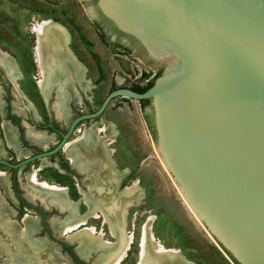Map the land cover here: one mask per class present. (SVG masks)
Here are the masks:
<instances>
[{"label": "water", "instance_id": "1", "mask_svg": "<svg viewBox=\"0 0 264 264\" xmlns=\"http://www.w3.org/2000/svg\"><path fill=\"white\" fill-rule=\"evenodd\" d=\"M84 1L160 71L142 92L109 90L53 148L10 166L63 150L114 98L147 103L153 149L189 210L232 264H264V0Z\"/></svg>", "mask_w": 264, "mask_h": 264}, {"label": "rangeland", "instance_id": "2", "mask_svg": "<svg viewBox=\"0 0 264 264\" xmlns=\"http://www.w3.org/2000/svg\"><path fill=\"white\" fill-rule=\"evenodd\" d=\"M94 18H96L95 14L92 17L84 0H0V48L14 59L20 76L19 78H13L14 87L19 93L17 94L0 70V159L7 160L15 157L20 159L22 155L26 156L38 151L35 145L33 148L21 150L19 145L16 144L18 149L21 150L19 155H17L13 147H9L12 149H7L4 145L6 141L3 128L10 126L5 125L4 101L10 103L14 112L19 111L23 114V109H30L29 106H31L43 120L49 114L51 115V112L47 109V104L37 94L33 83L34 77L37 78L32 52V49H34L33 45L35 46V37L30 33V27L35 21L49 19L64 27L68 32L70 37L68 46L83 65L84 75L92 84L91 89L85 92L88 102L81 104V107L79 105L76 106L82 112L96 108L104 95L111 90L112 84L116 87H127L137 82L141 72H149V78L152 82L153 78L159 73L160 69L146 64L147 60L138 56L134 52L133 45L123 36H120L117 40L123 46H116L114 35L108 32L104 26L102 31H99L100 34L103 32L102 36L106 39V44L108 43L115 47L113 52L108 50L104 44L105 42L101 41L95 30ZM107 33L108 35H106ZM120 60H124L127 63L126 68L121 66ZM142 82L140 81V83ZM90 84L88 83V86ZM114 99L108 103L102 114L82 122L83 126L77 125L76 129L81 127L84 130L86 126L99 127L102 125L101 123L113 124L115 137L113 143L109 145L113 149L111 159L115 169L119 172H125V176L119 182L122 188H118L117 191L120 192L125 188H129L136 181L137 185L142 189V198L139 204L126 210L125 227L123 225V229L124 233H132L133 242L130 244L131 248L129 247L126 252L127 254L124 257L126 259H123L120 264L134 263L138 249L136 239L138 236L139 241L141 228L149 218H152L151 231L155 239L160 241L166 248L178 249L186 260L192 264H232L205 232L195 216L190 213L188 206L160 163L152 146L153 138L151 137H153V134L143 118V113H147L148 104L141 110L138 104H131L119 99L112 102ZM103 127H100V129ZM79 134V132H74L70 138L76 140L80 137H77ZM25 137L27 138L26 134ZM41 162L44 166H41ZM43 162H45V159L29 162L24 169L25 172H21L20 175H18V172L14 173L15 175L17 174L16 186L19 196L23 200H28L27 195L31 190H29L26 180L22 177H25V174L31 169L37 168L36 176L39 181L65 187L67 198L77 202L78 194L73 186L75 180L72 176L59 170L55 161L51 164ZM95 164L96 168L92 170L90 177L92 182L95 179L98 180V172L101 168L99 164ZM5 171L10 170L6 166L0 165V174H4L3 178L6 179L7 185H9L10 181L7 176L12 174V172ZM83 176L86 177L85 175ZM86 182L88 191L89 180H86ZM99 185L103 186L100 183ZM85 194V192H82L83 201ZM1 195H3L2 200H5L9 205L10 200L16 203L13 197L10 200L6 197L0 184ZM44 199L48 201L49 197L46 196ZM33 200L30 202L34 206L42 205L36 198ZM99 202L102 203L101 201ZM3 203L6 207L4 201ZM85 208V206L77 204L75 209L76 216L69 210H59L56 206L48 204L47 209H44L46 211L45 220H47L44 222L47 227L40 234H38V231L42 227V222L37 223L35 219L24 216V220H31L30 222L27 221L28 226H33L37 223L36 229L29 231V237L39 240L41 243L42 241L43 243L46 242L67 264L74 263L67 254V250H65L66 246H68L71 252L75 254L73 250L74 241L54 233L51 220L52 218L58 221L71 218L79 219L85 216H81ZM87 210H90L89 207ZM34 213L36 212L21 210L20 216L24 214L34 215ZM8 220L14 222L13 217H9ZM93 222L92 219L87 218L84 227L93 225ZM14 225L17 227L23 226L21 223ZM101 227L102 230L98 232H103L102 238L109 243H115L116 238L113 239L114 236L110 237L106 230L103 229L104 226ZM5 228V226L0 224V245L7 247L11 255L15 256L17 248L8 229ZM108 250V248L90 246L88 247L87 255L80 257L76 255V257L82 261V264H96V258L103 253H108ZM6 258L7 255L5 253L1 254L0 264H6Z\"/></svg>", "mask_w": 264, "mask_h": 264}, {"label": "bare ground", "instance_id": "3", "mask_svg": "<svg viewBox=\"0 0 264 264\" xmlns=\"http://www.w3.org/2000/svg\"><path fill=\"white\" fill-rule=\"evenodd\" d=\"M30 32L35 37L33 55L38 69L37 71L40 74L36 80V84L40 93L45 97L48 77H55L57 75L61 79L60 81L62 84L67 83L64 82L66 79L65 72H67L64 71V64L69 67V63L64 62L59 54L61 50V42L63 40L64 42L67 41L68 34L64 27L49 19L35 21L30 27ZM5 56L7 59H5V61H0V65L6 69L7 73L12 78H19V72L14 61L8 54H5ZM121 66L126 68L127 63L122 60ZM57 95L60 99V103L57 102V106L56 104L54 106L55 114L58 117H65L66 106L64 102L67 97H62L59 92ZM113 128V124L110 123L101 129L95 128L92 130H85L79 138L76 140L71 139L72 141L65 145L63 153L73 167H77L81 170L82 166L88 159L89 162L97 161V164H99L101 168L98 172V180L95 179L94 182L89 183L88 191H86V194L84 195V202L90 209L87 216L80 217L79 219H64L62 221H58L54 218L51 220V226L54 233L60 234V236H65V238L70 241H75V251L79 256L87 255L88 247L90 246L95 248H108V253H103L96 258V264H120L124 259L127 250L129 247L131 248L130 244L133 242V235L131 233H124L123 229L126 210L131 206L138 205L142 198V189L137 185V181L132 183L129 188H125L118 192V184L125 172H119L115 169L113 161L111 160L109 171L106 168V163L104 164L105 161L103 157L106 160V156H108V152L104 150V147L107 144L104 140L108 138L110 139V142L114 141L115 131ZM3 130L6 145L8 147H13L17 152V155H19L21 150L18 149L15 143L14 129L11 126H8L4 127ZM100 131L103 133L102 137L97 135V132ZM29 137H32L30 141H38L41 144L47 142L43 141L44 138L41 135L29 134ZM42 165L44 166L41 162V166ZM37 170V168L31 169L25 174L26 183L30 188L29 190H31L27 195V199L29 201H34L33 199L36 198L44 207L51 204L56 206L59 210H69L75 215L77 202H73L67 198L66 188L57 184L39 181L36 176ZM0 175V184L4 190V194L7 197H11L7 181L3 178L4 174L2 173ZM99 183L103 185L104 188L103 186H100ZM2 196L3 195L0 196V224L5 226V229H8L17 248L16 254L13 256L8 251L9 249L7 247L2 244L0 245V255L3 253L7 255L5 263L67 264L66 261H64V259L60 257V255L46 242L43 243L42 241L41 243V241L39 242V240L29 237V231L35 230L37 223L33 226H28L27 221L30 222L31 220H24L23 217L20 221L23 226L17 227L14 225L16 222L8 220L10 211L4 206ZM46 196L49 197L48 201H45L44 199ZM101 205L104 207L102 208ZM96 211L101 213L103 222L108 224L110 235L116 238L115 243H109L104 240L102 238V233L96 232L93 227H84L86 225L85 220L87 217H96ZM190 213L193 214L191 211ZM151 223L152 218H149L141 228L138 241L139 258L136 264H192L186 260L178 249L166 248L160 243V241L155 239L151 231ZM1 247L3 248V251Z\"/></svg>", "mask_w": 264, "mask_h": 264}, {"label": "flooded vegetation", "instance_id": "4", "mask_svg": "<svg viewBox=\"0 0 264 264\" xmlns=\"http://www.w3.org/2000/svg\"><path fill=\"white\" fill-rule=\"evenodd\" d=\"M95 17H96V18H94L95 30H96L98 36L101 38V41L105 42L104 44H105L106 48L108 50H110L111 52L115 51V47L113 45L108 44V43L106 44V41H105L106 39H104V37L102 36L103 32H102V34H100V32L102 31V27H104V26H105V28H106V30L108 32H110L112 35H114L115 40H116L115 44H117L116 46H123V44H121V43H119L117 41L120 38V36H123V35L121 33H119L118 31H116L113 28V26H111L110 23H108V21L104 17H102L100 15V13L97 11V9L95 10ZM67 34H68V32H67ZM106 35H108V33ZM124 38L127 41H129L130 44L133 45L134 52L138 56H141V49L137 45V43L135 41L131 40L130 38H127V37H124ZM69 39H70V37L68 35L67 36V41L64 42V40H63L61 42V50H60L59 56L62 58V60H64V62L69 63V65H68L69 67H67V65L64 64V71H68L69 70V71H73L75 74L81 75L83 67H82V65L79 64L80 61L77 59V56L73 53V51L68 46V44L70 43ZM33 60H34V58H33ZM77 62H79V63H77ZM64 82L65 83L67 82V75H66V79L64 80ZM88 83L90 84L89 79H88ZM91 87H92V84H90L88 86V90L91 89ZM4 102H5V104H4V109L5 110L4 111H5V122H6L5 125H10L14 129L15 141H16L15 143L17 145H19L21 150H27L26 148H33L34 145L38 149V151H36L35 153H32L30 155H26V156H23V157L21 156L20 159L15 157L14 159L8 158L7 160H4V161L7 162V164L0 163V165L6 166V168H8L10 170V171H5V172H12V174L7 176L8 180L10 181V184L8 185V189H9V191L11 193V197H13L15 199L16 203H14L13 201L10 200L11 197H7V196L6 197L10 200V205L5 200H3L5 202L6 207L10 211V214H9L8 217H13L14 218V222L20 223L21 219L24 216H27L30 219H33V220L35 219L37 223L38 222H42V227L40 226L41 228L39 229L38 234H40L44 230H46L47 226H46L44 221H47V220H45L46 211L44 209H47V207H44L42 205L41 206H34L32 202H30V201H28L26 199L23 200L19 196L18 188L16 186V175L17 174L16 175L14 174L15 172H18V175H20L21 172H25L24 169L26 168V165L29 162H33V161H35L37 159H45V162H47L46 164H51L52 162L55 161L56 165L58 166L57 168L59 170H62L64 173H67L70 176H72V178L75 180V183L73 184V186L75 187L76 193L78 194L77 204H81L82 206L86 207L85 210H83V212H82L83 214H81V216H84V215L87 216L86 213L88 214V211L90 212V210H87L88 206H87L86 203H84V201L82 199L83 198L82 192H86L87 191V182H86V180H89V183L92 182V179L90 178L91 177V172H92L93 169L96 168V164L94 165V163H97V161H90L89 162V160H88L86 163H84V165L82 166V169L80 170L77 167H73L69 163L67 157L63 153V150H61V151L55 152L54 154L46 156L45 158H37V159H34L32 161H29V162H27V163H25V164H23V165H21V166H19L17 168H13V167L10 166V165H13L16 162L28 157V156L36 154L37 152H40L42 150L43 151L44 150H49V149L53 148L55 146V144L60 140L62 134L66 131L70 121L75 116H77L79 114H83V113H89V112L95 110V108H94V109H90V111L88 110L86 112H82L81 109H77L76 106L79 105V107H81L80 106L81 104H85V103L88 102L87 96L81 94L80 102H77V103H73V102H70V101L68 102V111H67L68 118H67V121H66L65 124L61 120H58L52 113H51V115L49 114L47 116V118L43 120V118H40V117H38L37 119H34L33 115H32V112L29 109H23V114H22V112H19V111L18 112H14V111H12V107H11L10 103H8L7 101H4ZM76 112H78V113H76ZM87 120H89V119H85V120H82V121L78 122L74 126V129H73L72 133L69 135V138L74 132H79L80 134L77 136V137H79V136L82 135L84 130H90V129L92 130V129H95V128L103 127L104 125L107 126V123H105V124L101 123L102 125H100L99 127L98 126L97 127L86 126L84 130H82L81 127H78L76 129L77 125L83 126L82 122H84V121L86 122ZM25 126L26 127L28 126L30 128L29 129L30 133H35V134L41 135V136H42V134L45 133L46 138H50L52 142L47 140V142L43 143V144H46L45 147H41V145H43V144H41L40 142H38L36 144L35 143H30L28 141V139L25 137V134H26L25 133ZM97 133H98L97 135L99 137L103 136V134H101L102 133L101 131L97 132ZM32 135H34V134H32ZM42 137L44 138V135ZM70 139H73V138H70ZM43 141H45V138L43 139ZM104 141H106V143H107L106 146L104 147L105 148L104 150H106V152H108V156L103 155V156H106V160H105L104 157H103V159L105 161L104 164L106 163V166H107L106 168L109 171V169H110L109 166L111 165L110 160L113 161L111 159V153L113 152V149L110 148L109 145H111V143H113V142H110V139H108V138H106V140H104ZM4 145L7 147V149H12V148H9L6 144H4ZM11 152H14V151H11ZM56 156L58 157L57 159H56ZM0 160H3V159H0ZM69 165L71 166V168L69 167ZM71 172H73V173H71ZM83 175H85L86 177H84ZM22 178L25 179L24 176ZM122 178H121V180H122ZM118 188L121 189L122 187H120V185L118 184ZM42 207H44V208H42ZM101 207H102V205H101ZM21 210H26L28 212H36V213H34V215L24 214V215L20 216ZM75 215L77 216V214H75ZM87 218H90V219H92L94 221L93 225H91V226L94 227V230L96 232H98L99 230L101 231L102 230L101 226H104L103 229L106 230V233L109 234L110 237H112L110 235V233H109V229H108L107 224L103 222V218H102V215H101L100 212L96 211V217L95 216H89ZM124 227H125V224H124ZM113 239H115V237H113ZM60 244L64 245L62 243H60ZM137 244H138V236H137V239H136V245ZM65 250H67V252H68L67 254L72 258L73 262L75 264H78L73 259V257H72L73 253L71 252V250H68V249H65ZM73 255L76 257L75 254H73ZM76 259L79 260L77 257H76ZM136 259H137V251H136L135 261H136ZM79 261H81V260H79ZM135 261H134V263H135Z\"/></svg>", "mask_w": 264, "mask_h": 264}, {"label": "crops", "instance_id": "5", "mask_svg": "<svg viewBox=\"0 0 264 264\" xmlns=\"http://www.w3.org/2000/svg\"><path fill=\"white\" fill-rule=\"evenodd\" d=\"M34 62V67H35V75L37 76V78L40 76V74L38 73V69L36 67V64H35V61L33 60ZM79 63V62H77ZM80 65H82L81 63H79ZM83 67V65H82ZM84 68V67H83ZM85 72V70H84ZM82 73L81 75H78V74H75L73 71H67L65 72V74L67 75V83L66 84H62V82L60 81L61 79L56 75L55 77H48V85L46 86V93H45V97L40 93L39 89L37 88V84H36V77H34V80H33V83H34V86L36 88V91H37V94L39 95V97L41 98V100L47 104V109L49 112H51L58 120H61L63 123H66L67 121V118H68V115H67V111H68V102H73V103H77V102H80V99H81V94L82 95H85V92L86 90H88V80L86 79L85 77V73ZM71 73V74H70ZM73 75V76H71ZM57 78V79H56ZM70 81V82H69ZM56 82V83H55ZM51 84V85H50ZM71 84V85H70ZM86 86V87H85ZM60 92L61 96H65L67 97L66 98V101L64 102L65 103V108H66V116L65 117H58L56 114H55V104L57 102L60 103V99L57 95V93ZM78 94V95H77ZM57 106V104H56ZM32 112V115H33V118L34 119H37V112L35 113V110L33 107L29 106ZM35 113V114H34ZM39 117V116H38ZM29 127L25 126V133H26V136L28 138V141L29 139L31 140V138L29 137V134H35V133H30L29 132ZM44 135V138L46 139L45 141L47 140H50V138H46V135L45 133L42 134V136ZM30 143H38V141H29ZM69 167L71 168V166L69 165ZM123 170V169H122ZM121 171V170H120Z\"/></svg>", "mask_w": 264, "mask_h": 264}, {"label": "trees", "instance_id": "6", "mask_svg": "<svg viewBox=\"0 0 264 264\" xmlns=\"http://www.w3.org/2000/svg\"><path fill=\"white\" fill-rule=\"evenodd\" d=\"M150 73L149 72H141V74L139 75L137 82L131 84L128 86L129 89L136 91V92H142L144 91L146 88L149 87V85L151 84V79L149 78ZM140 81H143L142 83H140ZM116 88V86L114 84L111 85V89ZM147 103H141L138 104L140 109L143 110V107L146 105ZM143 118L145 120V122L147 123V127H150V123L148 120V117L145 113H143ZM150 129V128H149ZM66 249L70 250V248L68 246H66ZM73 259L78 263V264H82L81 261L77 260L76 257L72 254Z\"/></svg>", "mask_w": 264, "mask_h": 264}]
</instances>
